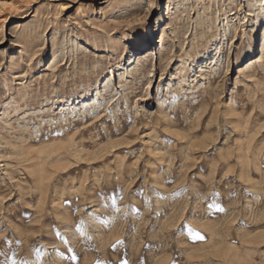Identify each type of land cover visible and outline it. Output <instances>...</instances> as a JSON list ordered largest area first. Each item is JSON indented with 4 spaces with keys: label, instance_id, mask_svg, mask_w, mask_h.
<instances>
[{
    "label": "rangeland",
    "instance_id": "obj_1",
    "mask_svg": "<svg viewBox=\"0 0 264 264\" xmlns=\"http://www.w3.org/2000/svg\"><path fill=\"white\" fill-rule=\"evenodd\" d=\"M263 58L264 0H0V264H264Z\"/></svg>",
    "mask_w": 264,
    "mask_h": 264
},
{
    "label": "bare ground",
    "instance_id": "obj_2",
    "mask_svg": "<svg viewBox=\"0 0 264 264\" xmlns=\"http://www.w3.org/2000/svg\"><path fill=\"white\" fill-rule=\"evenodd\" d=\"M148 41L150 40V39H152V36H151V33L149 32L148 34ZM135 59H136V57L130 62V66H134V63H135ZM260 59V58H259ZM264 59V58H263ZM262 60V59H261ZM259 62V61H258ZM141 62L140 61H138L137 60V62H136V65L134 66V67H138V66H140L141 64H140ZM254 67V62H250V64H249V67ZM134 69V68H133ZM73 136V135H72ZM69 138V137H68ZM73 139V138H72ZM64 142V141H63ZM55 144V143H54ZM67 144V143H66ZM75 145V144H74ZM73 147V146H72ZM75 148H77V147H75ZM68 150V149H67ZM41 154V153H40ZM45 178V177H44ZM43 178V179H44ZM248 238V237H247Z\"/></svg>",
    "mask_w": 264,
    "mask_h": 264
},
{
    "label": "snow or ice",
    "instance_id": "obj_3",
    "mask_svg": "<svg viewBox=\"0 0 264 264\" xmlns=\"http://www.w3.org/2000/svg\"><path fill=\"white\" fill-rule=\"evenodd\" d=\"M221 211H223V209H220ZM194 239H203V237L199 234V233H195L193 236ZM65 243H67V241H65ZM73 259H75V257H73ZM126 264V262H125Z\"/></svg>",
    "mask_w": 264,
    "mask_h": 264
}]
</instances>
